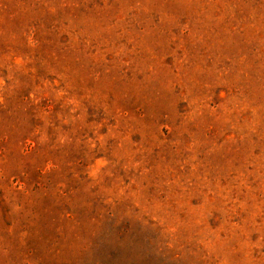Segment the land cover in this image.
Listing matches in <instances>:
<instances>
[{
	"label": "rangeland",
	"instance_id": "1",
	"mask_svg": "<svg viewBox=\"0 0 264 264\" xmlns=\"http://www.w3.org/2000/svg\"><path fill=\"white\" fill-rule=\"evenodd\" d=\"M0 264H264V0H0Z\"/></svg>",
	"mask_w": 264,
	"mask_h": 264
}]
</instances>
